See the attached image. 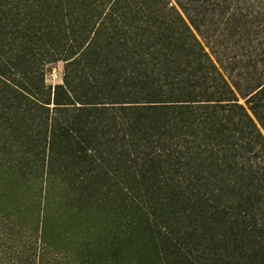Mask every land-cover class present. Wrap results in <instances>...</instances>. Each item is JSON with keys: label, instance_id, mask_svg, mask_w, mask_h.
<instances>
[{"label": "trees", "instance_id": "trees-1", "mask_svg": "<svg viewBox=\"0 0 264 264\" xmlns=\"http://www.w3.org/2000/svg\"><path fill=\"white\" fill-rule=\"evenodd\" d=\"M210 11L0 0V264H66L47 246L78 264H264V78L223 72Z\"/></svg>", "mask_w": 264, "mask_h": 264}, {"label": "rangeland", "instance_id": "rangeland-1", "mask_svg": "<svg viewBox=\"0 0 264 264\" xmlns=\"http://www.w3.org/2000/svg\"><path fill=\"white\" fill-rule=\"evenodd\" d=\"M200 1L202 4L205 2ZM210 8L212 45L217 50V56L224 61L223 72L230 78L240 80L264 78V0H210ZM245 14H249V22ZM235 18H241L242 25ZM63 68L62 61L49 64L46 71L47 84L62 82ZM62 218L55 215L53 221L58 224ZM94 223L96 221L92 216H85L81 218V225L74 226L71 223V227L77 230L81 226L85 235L90 236L91 231L95 234L91 228ZM94 234L90 239H93L91 237ZM47 248L49 255L59 256V260H64L66 264L79 263L76 251L59 253L53 246ZM1 256L4 254L0 249Z\"/></svg>", "mask_w": 264, "mask_h": 264}]
</instances>
